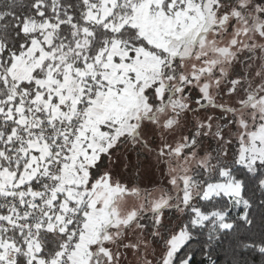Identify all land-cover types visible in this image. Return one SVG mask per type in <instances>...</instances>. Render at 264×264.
Instances as JSON below:
<instances>
[{
  "label": "snow or ice",
  "instance_id": "obj_1",
  "mask_svg": "<svg viewBox=\"0 0 264 264\" xmlns=\"http://www.w3.org/2000/svg\"><path fill=\"white\" fill-rule=\"evenodd\" d=\"M0 264H264V0H0Z\"/></svg>",
  "mask_w": 264,
  "mask_h": 264
}]
</instances>
